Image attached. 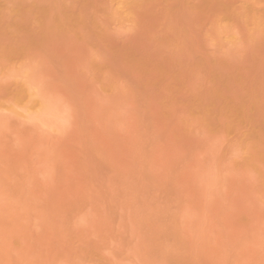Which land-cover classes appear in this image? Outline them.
Returning a JSON list of instances; mask_svg holds the SVG:
<instances>
[{"label": "rangeland", "instance_id": "obj_1", "mask_svg": "<svg viewBox=\"0 0 264 264\" xmlns=\"http://www.w3.org/2000/svg\"><path fill=\"white\" fill-rule=\"evenodd\" d=\"M0 264H264V0H0Z\"/></svg>", "mask_w": 264, "mask_h": 264}]
</instances>
